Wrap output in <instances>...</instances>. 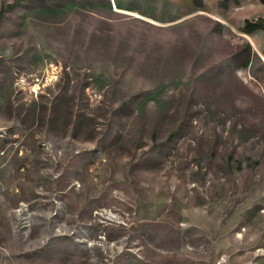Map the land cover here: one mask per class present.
<instances>
[{
    "label": "rangeland",
    "instance_id": "rangeland-1",
    "mask_svg": "<svg viewBox=\"0 0 264 264\" xmlns=\"http://www.w3.org/2000/svg\"><path fill=\"white\" fill-rule=\"evenodd\" d=\"M260 0H0V264H264Z\"/></svg>",
    "mask_w": 264,
    "mask_h": 264
},
{
    "label": "trees",
    "instance_id": "trees-1",
    "mask_svg": "<svg viewBox=\"0 0 264 264\" xmlns=\"http://www.w3.org/2000/svg\"><path fill=\"white\" fill-rule=\"evenodd\" d=\"M262 4H264V0H260ZM255 31H263L264 32V17H259L254 20H244V24L242 27V32L245 34H251Z\"/></svg>",
    "mask_w": 264,
    "mask_h": 264
}]
</instances>
